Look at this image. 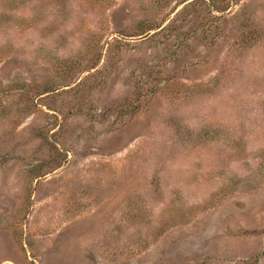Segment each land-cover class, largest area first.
<instances>
[{
	"label": "rangeland",
	"instance_id": "rangeland-1",
	"mask_svg": "<svg viewBox=\"0 0 264 264\" xmlns=\"http://www.w3.org/2000/svg\"><path fill=\"white\" fill-rule=\"evenodd\" d=\"M0 264H264V0H0Z\"/></svg>",
	"mask_w": 264,
	"mask_h": 264
}]
</instances>
